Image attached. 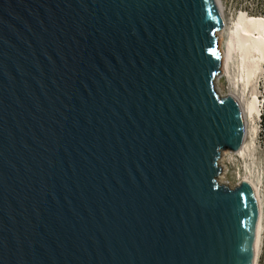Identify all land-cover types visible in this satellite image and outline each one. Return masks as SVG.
<instances>
[{"label":"water","instance_id":"1","mask_svg":"<svg viewBox=\"0 0 264 264\" xmlns=\"http://www.w3.org/2000/svg\"><path fill=\"white\" fill-rule=\"evenodd\" d=\"M215 1L0 0V264H252Z\"/></svg>","mask_w":264,"mask_h":264},{"label":"rangeland","instance_id":"2","mask_svg":"<svg viewBox=\"0 0 264 264\" xmlns=\"http://www.w3.org/2000/svg\"><path fill=\"white\" fill-rule=\"evenodd\" d=\"M216 5L223 17L222 45H225L227 38L231 36L232 31H235L234 26L240 15L248 18L264 17V0H216ZM240 55L235 53L231 56L229 78L220 72L215 87L224 96L233 92L244 108H247L250 102H254L257 111L253 114V122L246 126L243 154L223 152L221 171L226 172H222L221 183L231 188L247 178L258 187L262 205V231L257 264H264V62L260 64L261 72L246 84L241 74Z\"/></svg>","mask_w":264,"mask_h":264},{"label":"bare ground","instance_id":"3","mask_svg":"<svg viewBox=\"0 0 264 264\" xmlns=\"http://www.w3.org/2000/svg\"><path fill=\"white\" fill-rule=\"evenodd\" d=\"M236 22L237 23L234 26L235 31H232L230 34L231 36L227 38L225 45L221 44L222 36L219 39V45L221 47L219 50L224 57V63L221 64V74H223V76L227 75V78H229V63L232 59L231 56L235 53H240V65L242 69L241 74L245 78L244 81L246 84H249L256 74L261 72L260 64L264 62V17L248 18L246 16L240 15ZM221 29H223V23ZM216 93L220 95L219 97H227L223 94L221 95L219 90H216ZM228 96H231L236 100L243 121L242 143L240 149H238L236 152H233L235 155H241L243 154L242 146L244 145L246 139V126L248 123L250 124L253 122V114L256 113L257 110L255 109L256 107L254 102H250L247 108H244L240 99L233 92H231ZM222 176L223 173H220L221 178L217 177V180H220L221 182ZM240 183H244L250 188L256 206V231L255 245L252 253V264H257L258 249L260 248V236L262 231V205L260 194L258 187L253 183V181L244 178Z\"/></svg>","mask_w":264,"mask_h":264}]
</instances>
